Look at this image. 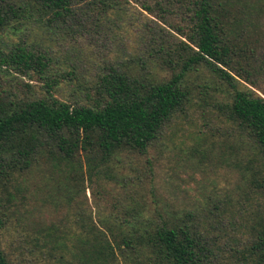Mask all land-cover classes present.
Listing matches in <instances>:
<instances>
[{"label":"trees","instance_id":"16d2710c","mask_svg":"<svg viewBox=\"0 0 264 264\" xmlns=\"http://www.w3.org/2000/svg\"><path fill=\"white\" fill-rule=\"evenodd\" d=\"M173 140L231 187L145 197ZM31 216L74 264H264V0H0V264Z\"/></svg>","mask_w":264,"mask_h":264},{"label":"rangeland","instance_id":"374dc122","mask_svg":"<svg viewBox=\"0 0 264 264\" xmlns=\"http://www.w3.org/2000/svg\"><path fill=\"white\" fill-rule=\"evenodd\" d=\"M96 49L99 50V48ZM80 64L85 69L86 62L82 60ZM188 143L185 141L186 145ZM162 148L163 150L150 149L145 158L138 161L127 160L122 165L124 168L122 173L128 180L140 184L145 197L148 195L149 188L155 186L159 190V196L171 195L178 202L186 203L190 197L201 193L208 194L215 188L231 187L233 179L223 172L214 175L210 172L190 168V163L182 151L183 147L177 144V140H173L172 145H167L166 148L172 150ZM106 190L110 193L108 199L111 201L115 189L108 187ZM85 195L87 203L93 211L94 202L96 203L95 196L89 194L87 190ZM49 221L56 223V219L51 218ZM42 227L43 224L35 225L31 216L19 226L4 233L1 238V247L7 257L8 264H74L70 263L69 257L63 255L62 252L51 249V244L46 242L49 239L41 231ZM39 233L41 236L38 235ZM43 242L45 243L43 244Z\"/></svg>","mask_w":264,"mask_h":264}]
</instances>
